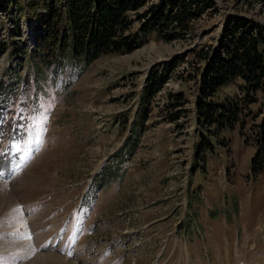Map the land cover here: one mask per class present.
I'll use <instances>...</instances> for the list:
<instances>
[{"label": "rangeland", "instance_id": "374dc122", "mask_svg": "<svg viewBox=\"0 0 264 264\" xmlns=\"http://www.w3.org/2000/svg\"><path fill=\"white\" fill-rule=\"evenodd\" d=\"M17 2L0 0V264H264V170L250 171L261 115L215 134L194 110L198 53L227 15L264 24V0H215L192 37L140 35L88 66L30 57L34 19ZM10 39L25 51L13 57Z\"/></svg>", "mask_w": 264, "mask_h": 264}, {"label": "trees", "instance_id": "16d2710c", "mask_svg": "<svg viewBox=\"0 0 264 264\" xmlns=\"http://www.w3.org/2000/svg\"><path fill=\"white\" fill-rule=\"evenodd\" d=\"M17 3L26 17L34 19L30 57L37 56L47 65L68 60L86 66L104 54L132 52L140 44V35L155 33L166 42L192 37L194 22L216 6L215 0H18ZM15 33L19 39V28ZM8 44L13 57L25 51L15 39ZM198 57L202 65L195 72L196 122L206 131L213 128L218 134L232 131L237 124L242 126L243 116L261 115L252 125L257 146L250 160L251 173H259L264 170V24L244 16L227 15L220 24L216 44L198 53ZM174 63L166 62L151 70L142 99L163 86ZM139 114L141 120L146 118L144 107ZM212 136L216 135L209 137ZM124 148L122 145L112 156L121 155Z\"/></svg>", "mask_w": 264, "mask_h": 264}, {"label": "snow or ice", "instance_id": "6c2138e0", "mask_svg": "<svg viewBox=\"0 0 264 264\" xmlns=\"http://www.w3.org/2000/svg\"><path fill=\"white\" fill-rule=\"evenodd\" d=\"M41 124H43V121H41ZM43 132H44L43 127H40L39 132L37 134V139L34 141L37 144V146H40L43 143Z\"/></svg>", "mask_w": 264, "mask_h": 264}]
</instances>
